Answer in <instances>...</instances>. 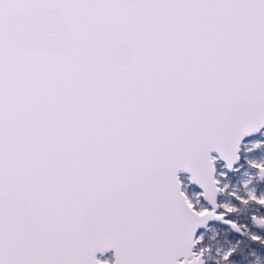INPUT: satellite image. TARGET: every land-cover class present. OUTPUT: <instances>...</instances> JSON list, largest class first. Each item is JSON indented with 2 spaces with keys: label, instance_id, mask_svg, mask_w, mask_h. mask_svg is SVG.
I'll return each mask as SVG.
<instances>
[{
  "label": "snow or ice",
  "instance_id": "snow-or-ice-1",
  "mask_svg": "<svg viewBox=\"0 0 264 264\" xmlns=\"http://www.w3.org/2000/svg\"><path fill=\"white\" fill-rule=\"evenodd\" d=\"M0 264H264V0H0Z\"/></svg>",
  "mask_w": 264,
  "mask_h": 264
}]
</instances>
